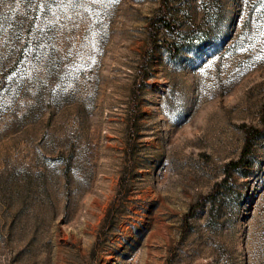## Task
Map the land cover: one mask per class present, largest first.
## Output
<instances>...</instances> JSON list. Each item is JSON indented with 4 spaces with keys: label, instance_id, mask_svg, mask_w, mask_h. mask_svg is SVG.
Masks as SVG:
<instances>
[{
    "label": "rangeland",
    "instance_id": "obj_1",
    "mask_svg": "<svg viewBox=\"0 0 264 264\" xmlns=\"http://www.w3.org/2000/svg\"><path fill=\"white\" fill-rule=\"evenodd\" d=\"M263 108L264 0H0V264H264Z\"/></svg>",
    "mask_w": 264,
    "mask_h": 264
},
{
    "label": "trees",
    "instance_id": "obj_2",
    "mask_svg": "<svg viewBox=\"0 0 264 264\" xmlns=\"http://www.w3.org/2000/svg\"><path fill=\"white\" fill-rule=\"evenodd\" d=\"M166 27H169L167 26L168 24H165ZM169 51L175 55L178 51H179V48L176 47V46H170L169 48ZM261 122H262V128L261 129H248L245 131V134H244V146H243V149H242V152H241V155H240V158L238 161L236 162H231L229 163V165L226 167V173H229L230 172V169H234V168H239L240 166L243 165V162H244V159H246V157L248 156V153H250V148H251V145H252V142L253 140L260 134H262L264 132V108L261 112ZM217 187V185H216ZM214 189V191L208 195L206 198H202L198 203H196L195 205H193L191 208H190V212H189V215H193L201 206V204L203 203L204 200H209L212 198V195L213 193L216 191V188Z\"/></svg>",
    "mask_w": 264,
    "mask_h": 264
}]
</instances>
